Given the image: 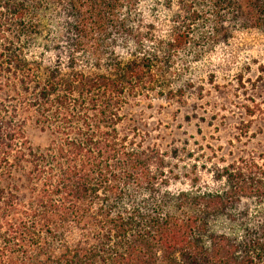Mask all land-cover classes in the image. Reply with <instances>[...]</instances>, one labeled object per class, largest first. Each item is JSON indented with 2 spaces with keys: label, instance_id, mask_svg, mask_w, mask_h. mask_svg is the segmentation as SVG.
I'll return each mask as SVG.
<instances>
[{
  "label": "trees",
  "instance_id": "1",
  "mask_svg": "<svg viewBox=\"0 0 264 264\" xmlns=\"http://www.w3.org/2000/svg\"><path fill=\"white\" fill-rule=\"evenodd\" d=\"M165 3L164 57L227 39L228 12L264 28V0ZM139 4L0 0V264H264V211L239 238L210 226L241 200L264 207V162L230 169L221 194L159 202L166 158L124 112L159 94Z\"/></svg>",
  "mask_w": 264,
  "mask_h": 264
},
{
  "label": "rangeland",
  "instance_id": "2",
  "mask_svg": "<svg viewBox=\"0 0 264 264\" xmlns=\"http://www.w3.org/2000/svg\"><path fill=\"white\" fill-rule=\"evenodd\" d=\"M177 12L178 7L168 9L165 0H140L136 15L152 41L144 42L143 49L152 52L159 43V94L124 111L130 128H140L145 144L166 158L169 186L159 189V202L166 192L221 194L228 187L223 176L230 169L264 162V28L235 25L228 12L220 18L230 32L227 39L164 57ZM118 45L126 57L130 44ZM27 131L35 146L46 144V136L33 126ZM263 211L257 201L244 199L210 220V226L213 233L239 238L246 227L261 221Z\"/></svg>",
  "mask_w": 264,
  "mask_h": 264
}]
</instances>
